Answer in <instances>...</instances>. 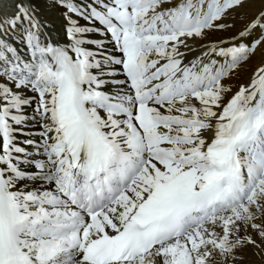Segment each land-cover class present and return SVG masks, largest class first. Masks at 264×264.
<instances>
[{"label": "snow or ice", "instance_id": "snow-or-ice-1", "mask_svg": "<svg viewBox=\"0 0 264 264\" xmlns=\"http://www.w3.org/2000/svg\"><path fill=\"white\" fill-rule=\"evenodd\" d=\"M0 264H264V0H0Z\"/></svg>", "mask_w": 264, "mask_h": 264}]
</instances>
